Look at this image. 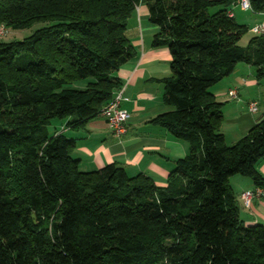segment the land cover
<instances>
[{
    "label": "trees",
    "instance_id": "trees-1",
    "mask_svg": "<svg viewBox=\"0 0 264 264\" xmlns=\"http://www.w3.org/2000/svg\"><path fill=\"white\" fill-rule=\"evenodd\" d=\"M157 27L154 48L171 55L151 122L187 140L165 185L114 162L85 171L75 139L53 119L79 126L100 115L136 55L129 21L140 3ZM234 0H0V264H264V224L245 223L232 175L264 187L261 120L229 144L213 86L246 62L264 79V34L238 43ZM256 14L264 0H250ZM262 16V15H261Z\"/></svg>",
    "mask_w": 264,
    "mask_h": 264
},
{
    "label": "crops",
    "instance_id": "crops-1",
    "mask_svg": "<svg viewBox=\"0 0 264 264\" xmlns=\"http://www.w3.org/2000/svg\"><path fill=\"white\" fill-rule=\"evenodd\" d=\"M233 14L235 17L234 10ZM129 30L136 55L118 70L123 82L120 108L129 114L125 134L116 136L101 115L76 127L69 126L71 118H67L60 129L75 139L72 155L79 160L82 170H96L114 162L124 167L129 175L143 172L157 185H165L175 161L190 152L187 140L176 138L165 127L151 122L156 115L171 109L163 100L162 81L171 75V55L165 47L152 46L157 27L149 22L148 8L143 2L136 6ZM232 87L237 88L239 99L228 96ZM261 88L255 68L246 62L236 63L233 71L213 86L215 99L222 103L223 120L219 129L227 143L239 140L261 120L264 112ZM253 100L259 107L255 112L250 111L248 105ZM257 167L264 175V159ZM229 183L240 218L245 223L264 224V195L253 196L248 205L240 197L241 192L255 188L252 179L235 174L229 178Z\"/></svg>",
    "mask_w": 264,
    "mask_h": 264
},
{
    "label": "built area",
    "instance_id": "built-area-1",
    "mask_svg": "<svg viewBox=\"0 0 264 264\" xmlns=\"http://www.w3.org/2000/svg\"><path fill=\"white\" fill-rule=\"evenodd\" d=\"M233 7H239L241 10H251L250 0H234ZM229 15H233V10H230ZM262 19L260 22L255 24L251 27V30L255 34H264V13H261ZM6 27L0 24V38L5 33ZM122 89L120 88L116 95L114 96L113 100L107 104L101 111L100 115L106 119V122L109 128L116 136H121L125 134L127 131V121L129 118V114L120 108V102L122 100ZM228 96L231 99H239L238 90L236 87H232L228 90ZM249 110L255 112L258 110V102L257 101H250L248 103ZM264 195V187L256 186L253 190H246L241 192V199L243 202L248 205L251 198L253 196H262Z\"/></svg>",
    "mask_w": 264,
    "mask_h": 264
},
{
    "label": "rangeland",
    "instance_id": "rangeland-1",
    "mask_svg": "<svg viewBox=\"0 0 264 264\" xmlns=\"http://www.w3.org/2000/svg\"><path fill=\"white\" fill-rule=\"evenodd\" d=\"M234 12L236 22H238L239 24L246 25L248 27V30L244 34H242L238 40L239 45L244 47L249 43L251 37L255 35V33L252 32L251 27L260 22L262 16L260 14L252 12L251 10H241L239 7H236L234 9ZM43 24L44 22H35L30 27L19 30H12L6 27L5 33L0 39H2L3 41H11L16 39L20 40L31 34L35 29L42 26ZM259 82L262 86V92L260 95L261 106H264V79L260 80ZM62 122V119H53L52 124L49 126L50 132H54L56 128L59 129L60 124Z\"/></svg>",
    "mask_w": 264,
    "mask_h": 264
}]
</instances>
